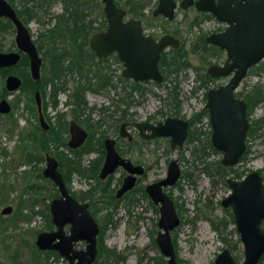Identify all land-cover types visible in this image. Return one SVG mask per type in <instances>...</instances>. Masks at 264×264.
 Wrapping results in <instances>:
<instances>
[{
	"label": "rangeland",
	"instance_id": "obj_1",
	"mask_svg": "<svg viewBox=\"0 0 264 264\" xmlns=\"http://www.w3.org/2000/svg\"><path fill=\"white\" fill-rule=\"evenodd\" d=\"M100 0H90L95 3ZM102 4V3H101ZM149 6L145 9V15L142 18L143 26L152 29L153 32L164 31L165 29H176L177 36L181 38V42L185 47L189 40L195 35L204 32V36L214 31L216 27L222 26L220 21L211 16L198 25L188 27V17L194 14L195 9L189 8L184 14L181 10L176 9L172 20H166L164 17L156 15L150 16ZM101 8L96 12H92L93 25H98L101 20ZM38 11L37 18L30 17L26 21V25L30 31V35L34 40L39 32L52 25L55 14L61 11L60 0H48L46 4L41 6ZM103 14V12H101ZM148 22V23H147ZM224 23V22H223ZM13 27V26H12ZM16 49L14 43V28H9L0 33V50ZM225 57L224 52L219 57H209L210 61L205 65V68L210 63H221ZM112 57L107 59L110 67L113 69L112 81L118 83V73L121 71L119 62L112 60ZM189 60L192 64H196V60L192 54L189 55ZM264 62L262 58L255 66L250 67L246 75L242 78L237 90L243 93L249 88L250 84L261 81L264 82V71L256 74L254 70L256 65ZM22 65L17 64L12 67V71L19 69ZM25 67L28 70V63ZM194 70L192 66L180 68L175 76L170 75L167 81L162 80L158 83L153 80L142 81L141 85L131 91V101L128 104L119 102L117 108L109 116L105 112H99L95 108L105 105L110 97L116 99L117 95H123L128 88L121 89L116 86L115 89L109 88L107 92L85 90L84 98L87 105H93L94 110L89 114L88 121L94 122L99 120V130H104V134L112 137H119L117 130L118 124L122 120H148L155 122L162 120L168 115H177L183 118H190L192 114L199 113L203 108L204 86H195L193 77ZM201 71V69H200ZM67 77L71 78V75ZM174 77L171 81L170 78ZM214 80L209 86L224 82L227 77H213ZM165 82H176L177 98L179 104L176 107L174 103L166 97L164 85ZM3 86V77L0 76V88ZM118 91L117 92H115ZM66 92L60 91L57 94V104L55 107L47 100L46 112L49 116L55 114L56 110L65 112L64 118L69 120L71 114L68 112V107L65 108L62 104ZM7 99L16 102L11 108V115L0 114V208L5 204H11L12 210L7 214L0 213V262L6 263L7 258L14 252L20 264H41L35 263L30 259V253L33 250L35 234L45 228V218L42 213L33 212V210L41 209L45 203L57 194V190L51 188V185L45 179H38L35 176L38 168L41 171L44 162H25L21 158V152L18 140L19 130L23 127L34 123V118L31 110L26 107V97L19 91L15 90L7 95ZM17 98V101H15ZM111 107H114L111 106ZM110 109V108H109ZM124 114L125 118L120 119L119 115ZM253 119L264 120V103L257 104L250 114ZM251 119V121L253 120ZM85 127V122H80ZM129 132L135 136V129L129 125ZM86 128V127H85ZM189 128L200 130L199 137L204 141L205 137L210 135V123L208 114H202L199 120H194ZM253 136L247 138V148L244 157L230 165V170H226L228 176L235 177V173L240 175L245 174L250 169L261 170L264 180V123L252 131ZM68 137V136H67ZM67 139V138H66ZM140 143V142H139ZM195 140L183 142L180 151L177 148L169 147L168 138L157 137L148 140L141 144L138 149H132L125 152L126 156L131 159L138 158L148 166L136 183V186H143L145 183L158 179L165 174L167 161L171 157H176L180 171H185L186 174L181 175L175 184L165 187L167 193L172 197L177 214L180 218L179 224L170 232L173 239V247L175 251L177 264H214L213 259L218 251L223 246L229 248L233 258L238 261L242 258V246L238 238V233L234 227L233 221L226 213V208L220 204V199L229 191V187L223 182L222 177L216 173L208 176L203 170L204 162H214L220 160L221 151L209 147L204 148V152H198L194 156L190 152ZM117 145L119 149L125 150L123 139L118 138ZM1 146L5 152L1 151ZM62 148V147H58ZM65 151V149L63 148ZM96 155L95 151L81 155V163L86 164L90 158ZM30 172V178L24 177V172ZM213 172V170H211ZM120 170H116L112 174V183L117 182V177ZM36 182L39 186L28 187V183ZM35 183V184H36ZM70 190L74 191L76 196L79 195V190L86 189L88 183L75 172H71L69 180L66 182ZM117 185V184H116ZM56 191L55 195H52ZM114 192V189H113ZM129 198H136V202L130 206V212H126L122 206L123 202L128 203ZM149 198L141 195L139 189L134 190L127 197L121 198L118 205L114 209L112 217L116 220L115 225L106 226L101 232L102 243L107 247H114L120 253H123V259L117 264H155L156 257L161 255L166 263V258L159 252L155 242L151 240L157 230L156 219L158 211L153 204L149 203ZM98 204V203H97ZM131 203H129L130 205ZM229 209V208H228ZM230 211V209H229ZM102 212L95 214L98 217ZM211 213L214 220L224 219L226 221L225 228L218 233L209 223V220L204 215ZM264 226V225H263ZM53 226H51L52 228ZM98 243V241H97ZM84 241L78 240L75 247H83ZM36 247V246H35ZM50 264H68L67 261L59 256ZM257 264H264V259Z\"/></svg>",
	"mask_w": 264,
	"mask_h": 264
},
{
	"label": "water",
	"instance_id": "obj_2",
	"mask_svg": "<svg viewBox=\"0 0 264 264\" xmlns=\"http://www.w3.org/2000/svg\"><path fill=\"white\" fill-rule=\"evenodd\" d=\"M106 20L103 29L91 33L88 45L98 57H105L115 52L122 64L121 75L133 81L150 79L160 82L163 74L158 67L160 51L166 47L179 45V38L170 33L158 37L143 34L141 22L137 17H128L126 10L116 5L114 0H100ZM192 5L198 11L210 12L226 26L218 31H211L204 36L207 43L223 50L225 57L221 63H210L206 72L210 77H227V79L205 91L204 107L207 109L210 135L213 148L221 151L220 162L230 166L236 163L245 151V136L248 125L245 102L236 96L234 91L248 69L264 58V0H180L179 7L184 9ZM175 0H157L152 14L171 19ZM0 17L7 18L14 28L16 49L0 50V66H12L26 55L28 73L33 80L40 75L41 56L27 26L18 17L8 0H0ZM21 78L8 73L4 86L13 91L18 88ZM34 102L37 108V119L42 128L48 124L40 109L39 91H34ZM10 108L8 101L0 98V112ZM126 121L119 123V135H130L125 128ZM130 124L143 138L168 137L170 148L180 149L187 135V120L168 115L162 120L150 122L135 120ZM70 147L80 145L87 135L86 129L69 119L67 122ZM103 159L98 169V177L104 178L116 167L126 170L120 185L115 190L119 197L132 187L136 175L143 172L141 164H132L128 157L122 156L115 149L114 138L104 137ZM176 157H171L166 164L164 176L149 181L144 185V192L157 206L158 227L154 242L159 252L166 258L167 264H177L170 231L175 228L180 218L172 197L164 189L176 182L180 175ZM41 175L51 180L57 195L48 202V212L52 228L38 231L34 244L39 250L52 249L64 258L68 264H92L97 252L98 224L90 213L87 202L80 201L71 194L58 169L54 155L45 152ZM225 182L229 191L220 199L222 207H229L234 227L242 246V258L235 261L228 247L223 246L213 259L214 264H256L264 253V182L257 169H250L240 177L226 176ZM10 204L1 207L0 211L8 213ZM68 224L67 230L65 225ZM78 240L84 241L83 247H75Z\"/></svg>",
	"mask_w": 264,
	"mask_h": 264
},
{
	"label": "trees",
	"instance_id": "obj_3",
	"mask_svg": "<svg viewBox=\"0 0 264 264\" xmlns=\"http://www.w3.org/2000/svg\"><path fill=\"white\" fill-rule=\"evenodd\" d=\"M47 1L48 0H9L16 14L24 23H26L30 17L37 18L38 20L37 8L39 9L46 4ZM60 2L61 11L55 14V20L52 25L45 28L42 32H39L34 39L42 59L39 78L35 80L30 78L27 67H25L27 57L24 54H21L19 60L15 63V65L21 64L22 66L19 69L13 70V72L21 78L18 90L26 97V107L31 110L35 119L37 111L34 103V91H39L41 111L48 123V127L45 129L41 128L36 121L20 129L19 141L21 144L19 148L21 158L26 162L33 161L37 163L44 160L45 152L50 153L56 158L58 169L65 182L69 180L71 172H75L78 176L83 177L84 180L87 181L88 187L84 190H80L78 197L80 199L87 198V202L90 205L89 211L92 214L98 211L102 212L98 217L95 216V219L98 221L99 234L97 238V252L92 264H117L119 260L123 259V253H120L114 247H107L102 243L100 236L102 230L106 226L115 225L116 220L112 215L120 198H116L113 194V188L109 187V177L107 181H101L97 177V169L102 159V138L105 136V131L98 129L99 120L94 122L88 121L89 114L94 110V106L87 105L84 98V91L94 90L107 92V89H115L116 86H119L123 90L124 88H128L123 95H117L116 99L110 97V100L105 105L95 108L99 112L108 111L107 114L110 116L117 108L119 102L128 104L131 101V91L137 89L141 85V82L133 81L118 73L117 78L119 82L117 84L114 83L112 81L113 69L110 67L107 59L112 57V60L119 62L116 55L111 54L105 57H98L90 49L88 45L89 35L97 30H101L106 24L104 16L101 13L102 10L101 12L99 11L101 20L98 22V25L92 24L94 18L92 12H94V10L98 12V10L102 8L100 1L91 3L90 0H60ZM114 2L124 7L127 15L142 17L144 14L143 9L149 4L150 0H114ZM186 12L187 9L184 10L183 13L185 14ZM209 17H211L209 12L195 10L194 14L188 17L187 25L190 28ZM9 28H13L11 22L5 17H0V33ZM164 31H171L177 34L176 29H165ZM182 42L176 47H168L160 51L157 64L163 74L162 80L167 81L170 75L175 76L180 68L192 66L194 70L193 80L196 82L195 86L205 87L203 92V98H205V91L214 80V78L207 74L205 65L210 61L209 57H219L222 50L213 44L207 43L204 39V32L195 35L193 39L188 41L185 47ZM190 54L194 56L197 62L196 64H192L189 60ZM256 67L257 69L254 70V72L256 74L262 73L264 71V62L261 61ZM6 70H10V68H0V73L4 74L1 71ZM68 75H71V78L67 77ZM172 79H174V77L170 78L169 81ZM166 84V82L163 84L166 97L168 96L177 107L179 100L177 98L176 82H172L171 84L168 82V85ZM60 91L66 92V99L63 104L65 108L68 107L67 109L71 114V118L79 123L85 122V127L88 130L85 140L77 148H69L66 145L67 121L64 118L65 112L57 109L55 114L51 117L45 111L47 106L46 98L51 105L55 107L57 104V94ZM115 92L118 93L116 90ZM239 94L246 100L248 105L247 115H250L252 109L257 104L264 103V82L256 81L250 84L249 88L243 94L240 92ZM15 101H17V98ZM15 103L16 102H12V105ZM113 105L114 107H111ZM202 114H207L206 109H201L199 113L192 114L191 117L188 118V125L191 126L194 120H199ZM119 118L123 119L125 115L122 113L119 115ZM251 119L253 118L251 117ZM261 123H264V120L253 119L250 124L251 131L247 133V136L257 129ZM200 132V130L196 131V128H188L187 131L186 140L196 141L190 149L193 156L198 152H204L205 147L214 150L210 143L209 136L205 137L204 141H201L199 137ZM91 150H98L100 154L99 157L91 158L86 164H82L80 159L81 155ZM243 157L244 154L239 157L238 161ZM227 169L231 171L230 166L222 165L220 160L204 162L202 165V170L208 176H211L212 173H216L222 177L224 183H226L225 177L228 173L226 171ZM39 170L40 167L38 168L37 174L35 173V176H37L38 179L47 180L51 188L56 189L51 180L43 177ZM211 170H213V172ZM184 174H186V172L184 170L181 171V175ZM30 176L32 175H30L29 171L24 172V177H26V179L27 177L30 178ZM234 176L240 177L241 175L239 172H236ZM27 185L29 188L39 186L33 181ZM137 189H139L142 196L146 197L142 187ZM71 192L74 194V191ZM51 194L55 195L56 191ZM135 202L136 198H129V202H123L122 206L125 208L126 212H130V206ZM129 203L131 204L129 205ZM153 207L156 210V207ZM226 210V213L233 221L231 212L228 208H226ZM32 211L42 213L45 218L44 227L51 228L52 224L50 222L47 202L43 208L36 210L32 209ZM204 217L209 220L210 226L218 233H220L221 229L225 228L226 221L224 219L216 221L211 213H209V215H204ZM151 240L154 242V237L151 236ZM58 258L59 254L55 250H39L34 245L30 253V259L35 263L50 264L51 261ZM7 259L6 263L0 262V264H20L15 252ZM140 259L141 257L139 256L137 264L140 262ZM156 259L155 264H164L161 255L157 256ZM263 259L264 253L261 255L259 262Z\"/></svg>",
	"mask_w": 264,
	"mask_h": 264
},
{
	"label": "flooded vegetation",
	"instance_id": "obj_4",
	"mask_svg": "<svg viewBox=\"0 0 264 264\" xmlns=\"http://www.w3.org/2000/svg\"><path fill=\"white\" fill-rule=\"evenodd\" d=\"M156 1L157 0H150V2H149V4L143 9V15H142V17H137V18H139L140 19V22H141V31H142V33L143 34H150L152 37H158L159 35H161L162 33H170V34H172V35H175L176 37H178L177 36V34H175V32H171V31H159V33L158 32H153V30L152 29H148V28H146V27H144L143 26V21H142V18H143V16L145 15V9L147 8V7H149V6H152V7H150V8H148L149 9V12H150V16L152 17V16H156V15H159V14H156V15H153L152 14V9L155 7V5H156ZM179 1L180 0H175V8H174V10H173V15H172V18L171 19H167V18H165L164 16H162V15H159V16H162V17H164L166 20H172L173 19V17H174V15H175V11H176V9H179V10H181L182 12H184V10H189V8H193V9H195L192 5H190V6H188V7H186V8H184V9H181L180 7H179ZM8 2H9V0H8ZM101 2V1H100ZM10 3V2H9ZM11 4V3H10ZM12 5V4H11ZM117 5V4H116ZM13 6V5H12ZM118 6H120V5H118ZM121 8H124V7H122V6H120ZM102 9V8H101ZM125 9V8H124ZM126 10V9H125ZM195 10H197V9H195ZM206 12V11H205ZM210 13V12H209ZM211 14V13H210ZM126 15H127V13H126ZM104 16V15H103ZM128 17H134V16H129V15H127ZM211 16H213L212 14H211ZM214 17V16H213ZM105 19V18H104ZM205 20V19H204ZM218 20V19H217ZM203 21V20H202ZM201 21V22H202ZM218 21H220V20H218ZM221 22V21H220ZM24 23V22H23ZM105 23H106V20H105ZM148 23V22H147ZM200 23V22H199ZM198 23V24H199ZM222 24H224V25H222V26H218V27H216L215 28V30L214 31H218V30H221V29H223L225 26H226V24L225 23H223V22H221ZM25 25H26V23H24ZM198 24H196V25H198ZM106 25V24H105ZM27 26V25H26ZM105 27V26H104ZM103 27V28H104ZM28 28V27H27ZM102 28V29H103ZM29 30V29H28ZM30 32V31H29ZM179 38V37H178ZM181 38H179V41L181 42V40H180ZM180 42H179V44H180ZM169 47V46H168ZM168 47H166V48H164V49H167ZM163 50V49H162ZM1 51H5V50H1ZM222 52H223V50H222ZM111 54H115V52H111L110 54H108V55H111ZM107 55V56H108ZM116 55V54H115ZM42 62V61H41ZM119 64L121 65V67H122V64H121V62L119 61ZM15 65V64H14ZM14 65H12V66H0V68H10V70H6V71H1V72H3L4 74H2V73H0V75H1V77H3V86H1V88H0V98H2V97H4L7 101H8V104H9V106H10V108H9V110L8 111H6V112H0V114H6V115H11V108H12V101H9L7 98V95H9V94H11L13 91H15V90H13V91H9V90H7L6 89V87L4 86V78H5V76L10 72V73H14L11 69H12V67L14 66ZM122 69V68H121ZM120 74H121V71L119 72ZM15 74V73H14ZM17 75V74H16ZM19 76V75H18ZM20 77V76H19ZM124 77V76H123ZM213 78V77H212ZM129 79V78H128ZM163 79V78H162ZM146 80H150V79H146ZM144 81V80H143ZM162 81V80H161ZM139 82H142V81H139ZM156 82V81H155ZM239 85V84H238ZM214 86V85H213ZM19 87V86H18ZM210 87V86H209ZM237 88V87H236ZM16 90H18V88L16 89ZM247 90V89H246ZM245 90V91H246ZM245 91H243V93L245 92ZM239 92L240 91H238L237 89H235V91H234V94L236 95V96H239V97H242L243 98V96L242 95H240L239 94ZM241 93V92H240ZM243 93H241V94H243ZM66 99V96H65V98L63 99V101H62V104H63V102H64V100ZM205 99V98H204ZM243 100H244V102H245V110H246V116H247V121H248V125H247V129H246V136H245V150H246V148H247V138L249 137V136H253V134H252V132H251V134H249L248 136H247V133L249 132L250 133V131H251V128H250V124H251V116L250 115H247V109H248V105H247V103H246V100L243 98ZM205 101V100H204ZM35 103V102H34ZM40 105H41V98H40ZM64 105V104H63ZM204 105V104H203ZM36 106V105H35ZM65 107V106H64ZM40 109H41V107H40ZM201 109H206L204 106H203V108H201ZM36 111H37V108H36ZM206 111H207V109H206ZM42 112V111H41ZM208 114V113H207ZM44 116V115H43ZM177 116V115H176ZM52 117V116H51ZM179 117H181V116H179ZM45 118V117H44ZM183 118V117H182ZM70 119H72V118H70ZM184 119H186V118H184ZM46 120V119H45ZM187 120V123H188V119H186ZM76 121V120H75ZM122 121H126L127 122V124L125 125V128H126V130L128 131L129 130V125H131L130 124V121H127V120H122ZM122 121H120V122H122ZM145 121H148V120H145ZM158 121V120H157ZM36 122L38 123V125L42 128V126L39 124V122H38V119H37V116H36ZM47 122V121H46ZM67 122H68V120H67ZM77 122V121H76ZM119 122V123H120ZM132 122V121H131ZM151 122V121H150ZM156 122V121H155ZM79 123V122H78ZM154 123V122H153ZM48 124V123H47ZM80 124V123H79ZM81 125V124H80ZM132 126V125H131ZM27 127V126H26ZM133 127V126H132ZM85 128V127H84ZM134 128V127H133ZM188 128H189V125H188ZM188 128H187V131H188ZM43 129H45V128H43ZM86 129V131H87V134H88V130H87V128H85ZM135 129V128H134ZM211 130V129H210ZM20 131V130H19ZM117 133H118V136L121 138V139H123V141H124V143H125V150H121V149H119L120 147H119V145H117V142H118V138L119 137H113L114 138V146H115V149L119 152V154L120 155H122V156H125V157H128V156H126V153L125 152H127V151H130V150H132V149H138L139 147H140V145L141 144H144L145 142H147L148 140H152V139H155V138H157V137H154V138H150V139H147V138H143V137H141V136H139L138 134H137V131H136V129H135V136H137V138H134V135L133 134H131L129 131H128V134L130 135V137L128 138V136L127 135H124V136H120L119 135V124H118V130H117ZM67 136H69L68 135V131H67V134H66ZM87 136V135H86ZM106 136H108V135H105L104 137H106ZM187 136V135H186ZM104 137L102 138V140L104 139ZM110 137H112V136H110ZM67 139H68V137H66ZM86 138V137H85ZM85 138H84V140H85ZM166 138H168V137H166ZM67 139H66V141H67ZM18 140H19V138H18ZM83 140V141H84ZM186 140V138L184 139V141ZM183 141V142H184ZM140 142V143H139ZM169 142V141H168ZM82 144V143H81ZM80 144V145H81ZM67 145V144H66ZM80 145H78V146H80ZM182 145H183V143H182ZM182 145H181V147H182ZM68 146V145H67ZM78 146H75V147H70V146H68L69 148H77ZM170 147V146H169ZM181 147H180V149H178V147L177 146H175L174 148H177V151H180L181 150ZM102 148H103V145H102ZM174 148H171V149H174ZM1 151H4L5 152V149H4V147L3 146H1ZM92 151H95L96 152V155L93 157V158H97V157H99V151L98 150H91V151H89V152H92ZM89 152H87V153H89ZM245 152V151H244ZM87 153H84V154H87ZM45 154V153H44ZM103 154H104V149H103V153H102V159H103ZM244 154V153H243ZM242 154V155H243ZM129 158V157H128ZM91 159V158H90ZM102 159H101V162H102ZM130 159V161L132 162V164H141L142 166H143V172H142V174H144V172H145V170H146V168H147V164L146 163H143V161H141L140 159H138V158H135V159H131V158H129ZM23 160V159H22ZM24 161V160H23ZM26 162V161H25ZM41 162V161H40ZM43 162H44V160H43ZM101 162H100V164H101ZM100 164H99V167H100ZM43 167V166H42ZM99 167H98V169H99ZM98 169H97V173H98ZM116 170H120V172H119V175H118V177H117V182H116V184L115 183H112L111 182V180H112V174L116 171ZM261 170L259 169V172H260ZM40 173H41V171H40ZM261 173V172H260ZM126 174V170H124L122 167H116L115 169H114V171H112V172H110L109 174H107L104 178H99L98 177V174H97V177L99 178V180H101V181H107V179H108V177H109V187L110 188H113L114 189V192H113V194H114V196H115V190H116V188L120 185V183H121V180H122V178H123V176ZM142 174H140V175H136V178H135V181H134V184L132 185V187L131 188H129V189H127V190H125L119 197H116V198H122L123 197V195H124V197H126V196H128L129 194H131L134 190H136L137 188H140V187H142L143 188V190H144V185L146 184H144L143 186H136V183L138 182V180H139V178H140V176L142 175ZM180 174H181V172H180ZM62 175V174H61ZM262 175V174H261ZM43 176V175H42ZM179 177H180V175H179ZM83 178V177H82ZM84 179V178H83ZM262 179H263V176H262ZM178 180V179H177ZM176 180V181H177ZM65 182V181H64ZM263 182H264V180H263ZM36 183V182H35ZM66 183V182H65ZM176 183V182H175ZM174 183V184H175ZM173 185V184H172ZM66 186H67V183H66ZM171 186V185H170ZM87 187H88V185H87ZM86 187V188H87ZM167 187V186H166ZM67 188H68V190L71 192L72 190H70V188L67 186ZM165 190H166V188H164ZM80 191V190H79ZM167 191V190H166ZM71 194L73 195V196H75L78 200H80V201H86L87 202V198L86 199H80L78 196H76L75 194H73L72 192H71ZM146 194V193H145ZM57 195V194H56ZM126 195V196H125ZM123 197V198H124ZM148 197V196H147ZM149 201L151 202V200L149 199ZM152 203V202H151ZM153 204V203H152ZM5 205H7V204H5ZM11 205V204H10ZM175 205V204H174ZM4 206V205H3ZM2 206V207H3ZM12 206V205H11ZM153 206H154V204H153ZM87 207H88V209L90 210V205L88 204V202H87ZM157 207V206H156ZM229 208V207H228ZM1 209V208H0ZM12 210V209H11ZM99 212V211H98ZM231 212V211H230ZM0 213H2V214H7V213H3V212H1L0 211ZM9 213V212H8ZM91 213V212H90ZM97 213V212H96ZM95 213V214H96ZM92 214V213H91ZM95 214H92L93 216H94V218H95ZM232 214V213H231ZM233 219V218H232ZM96 220V219H95ZM97 221V220H96ZM97 224H98V221H97ZM264 221H262V223H261V226L264 228ZM67 227H68V224H66L65 225V230H67ZM157 229H158V227H157ZM174 229V228H173ZM172 229V230H173ZM40 231V230H39ZM98 231H99V226H98ZM157 231V230H156ZM171 232V231H170ZM156 233V232H155ZM98 234L99 233H97V237H96V241H97V238H98ZM36 235V234H35ZM170 237H171V235H170ZM35 238V237H34ZM173 239L171 238V241H172ZM76 243V242H75ZM75 243H74V246H75ZM37 248V247H36ZM260 259V258H259ZM259 259H258V261L257 262H259ZM236 261V260H235ZM257 262H256V264H257Z\"/></svg>",
	"mask_w": 264,
	"mask_h": 264
}]
</instances>
